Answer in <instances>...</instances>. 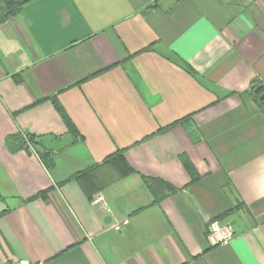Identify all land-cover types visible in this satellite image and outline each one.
Instances as JSON below:
<instances>
[{"label": "crops", "instance_id": "crops-1", "mask_svg": "<svg viewBox=\"0 0 264 264\" xmlns=\"http://www.w3.org/2000/svg\"><path fill=\"white\" fill-rule=\"evenodd\" d=\"M20 1L0 23V264H264V0ZM66 134L50 169L5 146ZM216 220L234 234L212 248Z\"/></svg>", "mask_w": 264, "mask_h": 264}, {"label": "built area", "instance_id": "built-area-1", "mask_svg": "<svg viewBox=\"0 0 264 264\" xmlns=\"http://www.w3.org/2000/svg\"><path fill=\"white\" fill-rule=\"evenodd\" d=\"M26 139V138H24ZM29 148H32L28 145ZM91 206L106 210V199L101 193L95 195L91 201ZM127 221L116 222L110 226L111 229L118 231L121 225H126ZM233 229L227 224H221L218 221H214L209 225L206 240L210 247H221L227 245L233 237ZM16 264H28L27 262H18Z\"/></svg>", "mask_w": 264, "mask_h": 264}, {"label": "trees", "instance_id": "trees-1", "mask_svg": "<svg viewBox=\"0 0 264 264\" xmlns=\"http://www.w3.org/2000/svg\"><path fill=\"white\" fill-rule=\"evenodd\" d=\"M25 1L20 0H0V23L10 19L21 11ZM74 133V130H71ZM40 138V137H39ZM38 139L34 136L27 135L26 139L19 138L17 144L20 148H27L30 145L36 152L40 160L43 162L47 169L52 166L51 160L48 159L49 152L43 151L41 145L35 144V140ZM217 221V220H216ZM214 222V221H213Z\"/></svg>", "mask_w": 264, "mask_h": 264}, {"label": "water", "instance_id": "water-1", "mask_svg": "<svg viewBox=\"0 0 264 264\" xmlns=\"http://www.w3.org/2000/svg\"><path fill=\"white\" fill-rule=\"evenodd\" d=\"M262 86H259L255 89V92H259L262 90ZM264 98V92L261 94L260 99ZM73 143V137L70 134H66L62 136L59 140L56 138H53L52 136H42L38 139L35 140V144L41 145L44 150L46 151H54V152H59L69 146H71ZM5 146L13 152H16L18 149L17 143L14 141H11L7 139L5 141Z\"/></svg>", "mask_w": 264, "mask_h": 264}]
</instances>
